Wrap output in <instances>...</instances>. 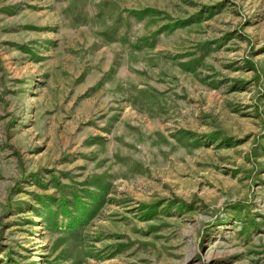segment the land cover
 Here are the masks:
<instances>
[{"label":"rangeland","instance_id":"1","mask_svg":"<svg viewBox=\"0 0 264 264\" xmlns=\"http://www.w3.org/2000/svg\"><path fill=\"white\" fill-rule=\"evenodd\" d=\"M0 264H264V0H0Z\"/></svg>","mask_w":264,"mask_h":264}]
</instances>
